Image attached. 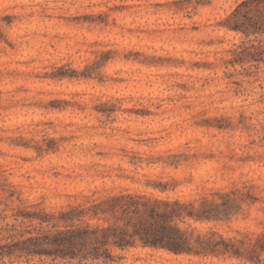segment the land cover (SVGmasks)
<instances>
[{
    "label": "rangeland",
    "instance_id": "1",
    "mask_svg": "<svg viewBox=\"0 0 264 264\" xmlns=\"http://www.w3.org/2000/svg\"><path fill=\"white\" fill-rule=\"evenodd\" d=\"M241 1L0 0L1 208L150 191L158 175L187 198L248 181L258 200L200 225L264 231V63H230L243 36L222 25ZM120 253L115 264H251Z\"/></svg>",
    "mask_w": 264,
    "mask_h": 264
},
{
    "label": "trees",
    "instance_id": "2",
    "mask_svg": "<svg viewBox=\"0 0 264 264\" xmlns=\"http://www.w3.org/2000/svg\"><path fill=\"white\" fill-rule=\"evenodd\" d=\"M222 25L243 36L231 49L230 63H264V0H242ZM179 184L172 176L158 175L146 182L150 191L95 188L54 206L5 203L1 208L0 199V264H115L120 252L139 246L264 264V231L228 236L217 225H200L228 222L258 200L248 181L191 198L178 194Z\"/></svg>",
    "mask_w": 264,
    "mask_h": 264
}]
</instances>
